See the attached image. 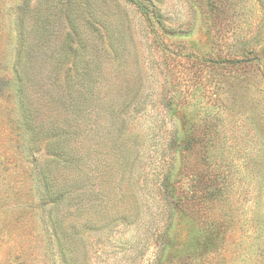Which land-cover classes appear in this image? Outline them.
<instances>
[{
  "label": "rangeland",
  "instance_id": "1",
  "mask_svg": "<svg viewBox=\"0 0 264 264\" xmlns=\"http://www.w3.org/2000/svg\"><path fill=\"white\" fill-rule=\"evenodd\" d=\"M139 2L0 0V264H264V0Z\"/></svg>",
  "mask_w": 264,
  "mask_h": 264
},
{
  "label": "trees",
  "instance_id": "2",
  "mask_svg": "<svg viewBox=\"0 0 264 264\" xmlns=\"http://www.w3.org/2000/svg\"><path fill=\"white\" fill-rule=\"evenodd\" d=\"M129 1L133 2L137 9H139L144 14H146L147 9L143 6L142 3L139 2V0H129ZM125 164H128V162H126ZM125 171L128 172V174H129L128 179H130L131 178L130 169L129 170H125ZM135 184H136V187H138L136 182H135ZM166 193H167V196H169V199H170V201H168V205H167L166 208L165 207H161L159 205V200L157 199L159 196H157V195H152V197L149 198L148 203L151 204V208L154 211V213H153L154 217L155 216H157V217L161 216L164 213V211H168V213L171 216V218H173L175 220V218L177 217V214L178 215H182V213L187 210L185 208L186 207L185 206V200H181V202L179 203L180 200H179V198H177V196L174 195L173 191H170V193L169 192H166ZM212 195H213V197H217L218 193L217 194L214 193Z\"/></svg>",
  "mask_w": 264,
  "mask_h": 264
}]
</instances>
